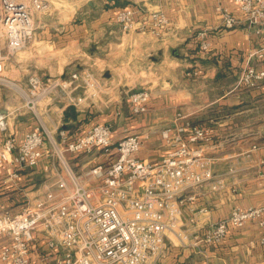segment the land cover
Wrapping results in <instances>:
<instances>
[{"label": "crops", "instance_id": "crops-1", "mask_svg": "<svg viewBox=\"0 0 264 264\" xmlns=\"http://www.w3.org/2000/svg\"><path fill=\"white\" fill-rule=\"evenodd\" d=\"M41 1L48 3V9L33 13L34 35L23 50L8 56L6 42L0 39V57L4 58L11 80L27 89L31 75L43 80L65 78L67 69L87 65L95 58L93 65L102 67L100 77L109 93L76 108L78 128L85 129L88 122L94 121L112 123V142L116 143L125 136L171 125L177 112L210 127L213 140L204 152L214 159L213 174L223 179L224 189L211 193L203 187L196 192L193 208L203 209L204 213L197 216L196 225L189 227L193 235L226 218L234 206H264V186L258 185L257 178L258 173L264 172V83L254 90L235 88L248 51L259 48L262 40L242 23L230 30L222 27L215 6L221 4L240 19L242 15L234 0ZM126 8L163 12L169 28L162 40L136 31L123 33L115 16ZM202 30L210 43L206 54L199 50L195 38ZM189 71H197L198 77L187 76ZM136 84L149 90L150 99L146 113L133 116L128 92ZM66 108L63 102L43 101L38 119L23 107L14 90L0 85V115L6 124V130L0 131V145L9 137L19 146L24 134L32 131L39 120L50 133L56 132L62 126ZM153 137L143 142L137 156L158 163L166 151ZM35 169L54 181L58 165L45 157ZM87 169L83 166V171L76 174L83 177ZM12 172L9 165H0V182L8 187L0 189V211L13 207L16 188L36 181L25 173L12 181ZM190 215L184 208L185 225ZM263 219L264 215L242 229H230L219 245L179 247L167 241L157 264L264 261V225H260ZM29 256L33 264L58 261L57 253L47 249L42 236H33Z\"/></svg>", "mask_w": 264, "mask_h": 264}, {"label": "built area", "instance_id": "built-area-1", "mask_svg": "<svg viewBox=\"0 0 264 264\" xmlns=\"http://www.w3.org/2000/svg\"><path fill=\"white\" fill-rule=\"evenodd\" d=\"M234 2L240 19L221 4L215 6V12L224 29L242 23L262 40L258 49L248 51L246 65L237 79V86L253 89L264 83V0ZM47 9L48 3L41 0H0V36L6 42L8 56L27 46L35 31L33 13ZM115 22L123 33L137 31L159 40L169 28V20L161 11L126 8L117 12ZM195 38L200 51L207 53L210 43L206 32H197ZM187 75L197 76L198 72ZM0 85L14 90L23 107L38 119L43 101L77 108L107 93L104 79L88 68L68 78L43 80L31 75L28 88L22 89L7 76L3 57ZM79 88L83 90L80 95L76 92ZM149 99L147 89L130 93L131 115L146 113ZM111 129L110 124H96L73 138L59 130L56 142L39 120L32 131L24 134L19 146L5 138L0 145V165L13 168L10 179L17 178L18 170L35 169L42 159L52 155L58 161V171L54 182L43 186L41 195L18 213L0 211V264H33L29 245L34 235L44 237L47 249L57 253V264H157L167 241L179 247L219 245L230 229H242L264 215V206H234L226 218L208 225L201 234L189 233L197 216L204 213L203 209L193 208L196 192L203 187L211 193L224 189L223 179L213 174L214 159L204 152L213 140L211 129L179 112L171 125L125 136L116 143L112 142ZM5 130V118L0 115V131ZM153 136L159 138L166 151L158 163L137 156L143 142ZM93 151L105 156L107 162L95 163L80 177L66 156ZM257 178L258 185L264 186V172ZM184 208L191 214L186 225L182 219ZM260 225H264V219Z\"/></svg>", "mask_w": 264, "mask_h": 264}, {"label": "rangeland", "instance_id": "rangeland-1", "mask_svg": "<svg viewBox=\"0 0 264 264\" xmlns=\"http://www.w3.org/2000/svg\"><path fill=\"white\" fill-rule=\"evenodd\" d=\"M138 9H140V8H138ZM140 10H142V12H152V11H147V10H143V9H140ZM202 31H204V30H202ZM0 39L3 40L4 38H2L0 36ZM209 49H210V47H209ZM256 49H258V48H256ZM204 54H206V53H204ZM94 60H95V58H92V61L90 63H88L87 65H82V66L73 65L71 67L72 69H67V72H69V73H68L67 77H65V78H68V76L71 73L80 71V70H82L84 68L90 69V71L93 74H95V76L99 77V79L102 78V77H100L101 76L100 74L103 73V72H100V69L102 67L99 65L100 66V68H99L97 65H95V64L93 65ZM248 64H253V63H252V61H248ZM190 72L191 71H189L187 73H190ZM187 73H186V75H187ZM198 75L197 76H192V75L189 76V75H187V76H189V77H198ZM258 87H256V88H258ZM235 88L236 89L245 90V91L256 89V88L246 89V88H243L241 86H237V81L235 83ZM141 89H142V87L139 84H136V86L130 92H128V96L130 95V93L135 92V91H139ZM76 92H77V94H79V93L82 94L83 90H82V88H79ZM107 93H109V92L107 91ZM179 113H181V112H179ZM181 114H183V113H181ZM196 123L197 124H200V125H203L200 122H196ZM63 124H64V121L62 123V126L60 128H58L56 130V132L51 133V136H53V138L55 139L56 142L58 141V132H59V130H64L63 129V126H64ZM87 124L88 125H86L87 127L85 129L84 128L80 129V128H78V126L80 125V123H76V124H72L71 123V127L68 128L67 131H66V129L64 131L68 132V136H70L71 138H73V137H76V136H79V135L84 134L87 130H89L92 126H94L96 124H110L112 126V129L111 130H113V124L112 123H108V122L106 123V122H103V121H94L92 123L91 122H88ZM206 127H208V126H206ZM154 130H157L158 131L160 129H154ZM155 137L158 138L157 136H154L153 138H155ZM45 143H46V147L48 149H50V151L52 152V147H51L50 143L47 140H46ZM49 157H50V160L51 161H53L55 164H58V161L56 160V158H55L54 155L49 156ZM103 159H106V157L103 156V155H101L100 153H97L96 151H93V152H90V153H83V154H80V155H77V156H73V155H67L66 156V160H67L68 164L72 168L74 167L73 170H74L75 173L76 172H79V171L80 172L83 171V166H85L86 168H88L87 171H89L91 169V167H90L91 165H93L94 163H100V162L103 161ZM104 162H107V161H104ZM87 171H84V173H86ZM21 173L27 174L30 178H31V176L34 177V179H36V181H34L33 183L27 182V183L23 184L22 186H19V188H16L15 192H17V195H16V197L14 199L13 207L11 209H9V210H5V211H8V212H10L12 214L18 213L23 207H25L26 205H28L29 203H31L33 200H35L37 197H39L41 195V193L43 192V186L50 185L51 183L54 182L53 179H52V177H45L44 175H40V173H38V171H36V169H22V170H18L17 171V178H15V180H17L20 177V174ZM79 174L80 173H78V175ZM13 180L14 179H12V181ZM3 188L6 189L8 187H6V183H4V182L1 183L0 182V189H3Z\"/></svg>", "mask_w": 264, "mask_h": 264}, {"label": "trees", "instance_id": "trees-1", "mask_svg": "<svg viewBox=\"0 0 264 264\" xmlns=\"http://www.w3.org/2000/svg\"><path fill=\"white\" fill-rule=\"evenodd\" d=\"M77 116L78 113L76 112V109L72 106H69L65 109L63 112V121H64V126L63 129L67 131L68 128L71 127L72 124H76L77 122Z\"/></svg>", "mask_w": 264, "mask_h": 264}, {"label": "water", "instance_id": "water-1", "mask_svg": "<svg viewBox=\"0 0 264 264\" xmlns=\"http://www.w3.org/2000/svg\"><path fill=\"white\" fill-rule=\"evenodd\" d=\"M107 1H115V0H107Z\"/></svg>", "mask_w": 264, "mask_h": 264}]
</instances>
